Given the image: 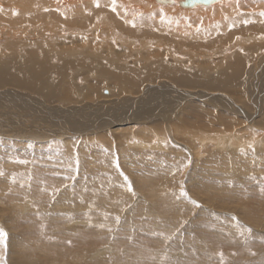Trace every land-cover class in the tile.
<instances>
[{"label": "rangeland", "instance_id": "rangeland-1", "mask_svg": "<svg viewBox=\"0 0 264 264\" xmlns=\"http://www.w3.org/2000/svg\"><path fill=\"white\" fill-rule=\"evenodd\" d=\"M91 5L99 7L98 4ZM83 6L77 3L76 7L81 9ZM222 24L231 30L236 28L226 25V22ZM228 33L229 30L216 34L223 37ZM39 34L42 39L47 37L42 32ZM238 35H233L226 45H220L218 49L222 50L217 51L220 54L207 48L202 52L204 50L174 47L175 61L181 60L180 56L184 63L180 61L179 64H183L181 66H185L186 71L210 78L223 68L221 62L217 64L216 61L227 63L237 53L236 48L240 44L234 46L236 41L233 39L242 40ZM198 37L208 38L204 35ZM119 40L124 43L121 49L130 48V44H125L126 40L118 38V44ZM189 42L194 43L192 40ZM254 43L260 48L256 50V56L261 53L264 56V38L250 41L251 46ZM70 46L67 45L68 48ZM64 49L65 45L62 46ZM48 54L50 62L56 58L59 63L67 60H70L67 61L69 65L73 63L74 66L70 67L72 72L58 74L67 76L64 78L69 82H72V77H80V82L73 84L76 92L82 90L87 81L99 76L97 70L93 69L92 75L85 70L98 61H107L103 60V54L90 55L85 60L93 61L85 69L78 63V58L84 55ZM203 54L211 55L210 61L215 62L204 64ZM129 57L130 61L138 62L139 55L131 52ZM252 59L255 57H249V69L256 61ZM26 60L23 53L8 47L4 54H0V61L4 64L1 68H15ZM147 62L142 65H148ZM59 63L54 67L63 71ZM256 66L252 72H255L252 78L255 88L259 90L255 100L262 103L264 64L258 66L259 70ZM106 67L109 68L108 65ZM3 72L0 69V73ZM246 74L247 77L252 75L245 73L244 78ZM59 76L53 79L52 84L49 82L51 85L42 83L45 92L55 88L53 85ZM104 81L99 98L88 100L83 93L74 101L76 107L104 106L110 100L117 102L124 97L133 100L140 95L124 93L118 97V88L114 90L108 81ZM253 86L242 82L235 86L236 95L242 101L239 102L240 108L246 103L251 107L249 110L254 109L255 105L250 101ZM1 90L19 91L21 99L24 96L32 103H41L34 93L26 90L15 91L10 87ZM86 90L87 85L82 91L86 94ZM218 92L204 100L190 101L202 103L206 110L212 107L214 114L209 125L212 134L234 136L235 144H225L223 149L211 143H199L195 138L197 129L186 121L200 124L201 121L193 116L190 120L182 110L183 104L175 103L159 115L139 120L138 117L147 112L149 100L139 104L140 115L136 116L138 119L134 123L131 122L135 135L131 133L128 142L121 135L112 134L106 137L109 140H106L109 142L107 145L91 142L84 146L75 145L81 134H74L71 147L63 142L55 144V140L45 142L43 138L20 141L0 137V264H264V149L254 145L255 135L261 130L264 132V125L255 121L257 117L248 123L238 113L239 110L225 111L218 100L205 103L219 96H229ZM60 100L55 102L54 99L55 104H60ZM155 105L160 111L164 108L162 104L155 102ZM49 107L56 106L51 104ZM162 114L168 120H160ZM230 124L234 125L230 127ZM46 134L53 137L51 134L54 133ZM156 134H160L162 143H158ZM202 135L204 137L205 133ZM141 142L145 146L136 144ZM236 233L239 237L234 236ZM99 249H102L100 254L97 253ZM57 250L63 251L62 257L55 254Z\"/></svg>", "mask_w": 264, "mask_h": 264}, {"label": "bare ground", "instance_id": "bare-ground-1", "mask_svg": "<svg viewBox=\"0 0 264 264\" xmlns=\"http://www.w3.org/2000/svg\"><path fill=\"white\" fill-rule=\"evenodd\" d=\"M185 2L186 0H89V2L88 0H0V48H3L0 54H4L8 47L13 51L23 53V56L27 58L23 65L15 68L12 66L1 68L4 64L0 61V69L4 71L0 73V137L5 140L17 138L20 141L43 138L42 140L45 142L55 140V144L63 142L64 145L71 147L74 134H81L77 139L78 143H75L77 146H84L86 143L90 145L91 142L107 145L109 140L106 137L112 134L113 136L121 135L128 142L130 134H134L131 122L138 118L142 121L149 115L152 117L159 115L162 111L172 108V105L176 103L183 104L182 110L189 119L193 116L196 120L201 121V124L186 121L190 127L197 129L195 138L200 144L211 143L214 147L223 149L225 144L228 146L231 143L235 144L234 136L212 134L210 131L212 128H209V125L214 110H211L212 107H207L206 110L202 103L190 101V99L204 100L215 91L225 92L229 96L225 95V98L219 96L206 100L205 103L218 100L225 107V111L239 110L238 113L245 117L244 119L248 123L257 117L259 119L256 118L255 121L264 125V101L259 103L258 99L255 100V95L259 93L257 92L259 90L255 88V83L252 80L255 76V72L252 73L253 69L256 65L262 67L264 56L262 53L256 56V50H260L257 43L252 46L250 44L251 40L264 38V23H262V20L264 21V0H218L210 4H195L191 7L184 6ZM77 3L83 4V8L76 7ZM92 3L98 4L99 7L94 8ZM75 7L76 9L73 11ZM223 22L236 28L231 30L229 26L223 25ZM248 22L252 23L247 24ZM228 30L227 35L223 37L218 35L220 37H217V32ZM41 32L42 35H47L45 39L40 36ZM236 34H239L238 36L242 39L235 37L233 39L236 41L234 46L240 44L237 46L238 49L236 48L237 53H234L235 56L230 58L227 63H223V60L216 61L217 64L221 62L223 68L218 70L215 75H211L210 78H203L191 71H186L185 66L179 64L182 60L180 56L181 60L175 61L174 47L182 50L190 47L194 51L207 48L206 50H215L220 54L217 52L222 50V48L218 49L220 45H226L227 41ZM202 35L208 36V38L198 37ZM211 35L214 37L211 38ZM117 37L126 40L125 44H130V48L126 46L121 49L124 43L119 40L118 44ZM3 38L5 40H2ZM188 40H192L194 43L190 44ZM51 44H55V46H51ZM64 45L65 51L62 50ZM67 45L71 46L68 48ZM48 46H50L49 49L46 48ZM86 47H88L87 51ZM160 48L165 50H160ZM48 52L68 57L84 55V57H79L80 61L77 62L80 66H85V69L88 65L90 67L93 61L85 60L90 55L103 54V60L107 61H98L99 64L95 63L92 68L85 70L90 73L94 69L99 74L98 78L96 76L97 79L86 82L85 94L82 91L85 85L78 92L73 86L80 82V77H72V82L64 78L67 77L66 73L72 72L70 67L74 66L73 63L69 65L70 62L67 61L70 60L59 63V61L56 62V58L50 62L51 56ZM131 52L139 55V58L136 59L137 63L135 60L130 61ZM260 52H262V48ZM210 56L205 55L204 64L215 62L210 61ZM249 57H255V63L257 62L250 69ZM199 59L202 60L200 57ZM221 59L224 58L221 57ZM145 61H148V65H142ZM57 63L63 71L54 67ZM29 65L32 67L27 68ZM80 66L79 68H81ZM215 66L218 67V65ZM258 66L256 69L259 70ZM75 69L77 70V66ZM58 72L65 73V75L58 74ZM41 73L45 74L40 75ZM245 73L254 75L247 77L246 74V78H244ZM92 74L90 73V75ZM58 75L60 76L53 85L55 88H50L51 90L48 88L49 91L45 92V87L43 88L45 83L52 84L53 79ZM104 80L108 81L109 86L111 85L114 90L116 87L118 88L117 96L124 93L140 95L136 98L133 97V100L129 97L118 99L117 102L110 100L104 106L101 104L97 106L84 105L77 108L74 101L83 93L88 100L99 98L100 90L105 85ZM241 82L248 84L249 87L254 85L250 98L252 105H255L252 110H249L251 107L246 103L242 104L241 108L239 106V102L242 103V101L239 100L234 88ZM109 86L108 88H110ZM6 87L15 88V91L22 89L32 92L41 103L37 104V101L32 103L24 96L21 99L19 91L16 93L1 90ZM81 91L82 94L79 95ZM231 97L236 98L232 100ZM54 99L55 102L59 99L62 100H60V104H55ZM147 100L150 102L149 109L146 108L147 112H143L139 116L138 112L141 111L138 110L139 104ZM155 102L162 104L164 108L160 111ZM51 104L56 107H49ZM159 117L160 120H168L166 115L162 114ZM205 117H210V119ZM261 119L262 121L259 122ZM242 122L244 121L242 120ZM214 124L212 122V125ZM231 125L234 124L229 126L231 127ZM156 130L159 129L156 128ZM48 132H53L54 134H51L53 137L48 136L46 134ZM202 133H205L206 139L205 135L201 136ZM159 135L156 136V139L158 138L160 144L163 139L159 141ZM257 136L255 135L254 145L263 150V130L261 133H257ZM152 143L154 145V142ZM136 144L145 146L144 142ZM62 210L70 212L68 209ZM242 235L246 237V235ZM234 236H238V234L236 233ZM101 251L102 249H99L97 253L100 254ZM55 254L62 257L64 253L62 250H57ZM251 258L253 257L251 256Z\"/></svg>", "mask_w": 264, "mask_h": 264}, {"label": "water", "instance_id": "water-1", "mask_svg": "<svg viewBox=\"0 0 264 264\" xmlns=\"http://www.w3.org/2000/svg\"><path fill=\"white\" fill-rule=\"evenodd\" d=\"M218 0H186V2L184 3V6H194L195 4H210L212 2H215Z\"/></svg>", "mask_w": 264, "mask_h": 264}, {"label": "snow or ice", "instance_id": "snow-or-ice-1", "mask_svg": "<svg viewBox=\"0 0 264 264\" xmlns=\"http://www.w3.org/2000/svg\"><path fill=\"white\" fill-rule=\"evenodd\" d=\"M131 190V189H130Z\"/></svg>", "mask_w": 264, "mask_h": 264}]
</instances>
